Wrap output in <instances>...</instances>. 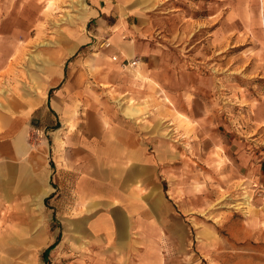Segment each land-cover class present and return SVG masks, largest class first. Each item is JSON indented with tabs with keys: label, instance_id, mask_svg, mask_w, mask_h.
Masks as SVG:
<instances>
[{
	"label": "rangeland",
	"instance_id": "1",
	"mask_svg": "<svg viewBox=\"0 0 264 264\" xmlns=\"http://www.w3.org/2000/svg\"><path fill=\"white\" fill-rule=\"evenodd\" d=\"M98 2L145 43L144 76L93 32ZM116 123L146 141L160 207L121 248L85 231L117 196ZM247 166L264 174V0H0V264H264Z\"/></svg>",
	"mask_w": 264,
	"mask_h": 264
},
{
	"label": "crops",
	"instance_id": "2",
	"mask_svg": "<svg viewBox=\"0 0 264 264\" xmlns=\"http://www.w3.org/2000/svg\"><path fill=\"white\" fill-rule=\"evenodd\" d=\"M106 8L107 6L102 2L92 4L91 20L93 22V32L99 37H107L110 43V48L107 49V53L112 55V57H116V62L119 66L121 65L125 69L129 68L131 72L137 69V72L132 73L137 74L139 72L143 75L145 66H139L132 59L136 58L142 52L145 43L135 39V32L130 30L124 19L115 18L116 14L109 12ZM35 13V11L30 12L29 18H31V15L34 16ZM110 17H113L115 20L108 23ZM118 68V66H112V69L117 70ZM127 108L133 107H126L123 110L124 115ZM134 127V125H126L124 127L116 123L111 128L110 136L104 137L101 141L100 155L102 161L108 164L104 161L105 156L115 158L113 164L118 162L119 166L123 168V174L119 170H115L117 196H109L110 199L105 204V201L108 199L107 191L102 186L100 190L101 196L95 201L97 203H104H99V206L91 208L92 210L90 209L91 206H89L88 210L90 211L87 210L86 212L88 215L92 214L93 218L85 222L86 236H88L89 240H114L118 248L136 244V240H147L150 227L149 213L152 212L153 215H156L159 213L160 208L158 202L154 206L149 202V196L153 195L154 192H158L159 188H156L152 178V172L150 173L149 171V154L145 144L146 141H144L143 137L139 138L137 136V131ZM103 162L101 164L105 165ZM249 167L247 166L246 170L248 171H245L244 176L248 179H254L253 181H256L260 185H264V174L259 173L255 175ZM127 168L129 171H127ZM150 188V193L152 194L149 195ZM88 190L90 191V193L87 191L88 194L92 195V193L97 192L100 195L99 191L92 192V188ZM44 191L45 193L48 191L47 187L44 188ZM115 199L118 204H122V207L117 208L115 213L112 214L110 203ZM117 213L123 214L127 223L125 224L123 217V220L120 218L115 221L114 227L113 220ZM163 224L166 225L167 223ZM136 233L139 234L136 235ZM172 239L180 240L179 237L174 236Z\"/></svg>",
	"mask_w": 264,
	"mask_h": 264
},
{
	"label": "built area",
	"instance_id": "3",
	"mask_svg": "<svg viewBox=\"0 0 264 264\" xmlns=\"http://www.w3.org/2000/svg\"><path fill=\"white\" fill-rule=\"evenodd\" d=\"M105 47H106V48L109 47V44H108V43L105 44ZM112 58H113V61H116V57H115V56H113ZM253 188H255L256 190H258V192H259L260 194L264 195V185H257V184H254V185H253Z\"/></svg>",
	"mask_w": 264,
	"mask_h": 264
},
{
	"label": "bare ground",
	"instance_id": "4",
	"mask_svg": "<svg viewBox=\"0 0 264 264\" xmlns=\"http://www.w3.org/2000/svg\"><path fill=\"white\" fill-rule=\"evenodd\" d=\"M125 115L127 117H130V118L136 117L137 116V110L135 108H127L125 110Z\"/></svg>",
	"mask_w": 264,
	"mask_h": 264
},
{
	"label": "trees",
	"instance_id": "5",
	"mask_svg": "<svg viewBox=\"0 0 264 264\" xmlns=\"http://www.w3.org/2000/svg\"><path fill=\"white\" fill-rule=\"evenodd\" d=\"M56 245V242L54 244H52L49 248H47L44 252H43V258H45L47 256V253Z\"/></svg>",
	"mask_w": 264,
	"mask_h": 264
}]
</instances>
